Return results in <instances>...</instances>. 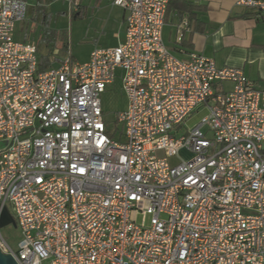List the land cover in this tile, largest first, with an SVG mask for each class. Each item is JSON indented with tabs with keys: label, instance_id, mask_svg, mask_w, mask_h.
I'll return each instance as SVG.
<instances>
[{
	"label": "built area",
	"instance_id": "obj_1",
	"mask_svg": "<svg viewBox=\"0 0 264 264\" xmlns=\"http://www.w3.org/2000/svg\"><path fill=\"white\" fill-rule=\"evenodd\" d=\"M169 1L114 0L120 44L38 70L36 46L14 38L27 3L0 0V204L21 234L15 249L0 233V249L17 264H264V89L174 56ZM237 3L264 17V0ZM118 69L112 128L102 94ZM198 104L208 113L179 133Z\"/></svg>",
	"mask_w": 264,
	"mask_h": 264
},
{
	"label": "crops",
	"instance_id": "obj_2",
	"mask_svg": "<svg viewBox=\"0 0 264 264\" xmlns=\"http://www.w3.org/2000/svg\"><path fill=\"white\" fill-rule=\"evenodd\" d=\"M24 1L27 3L26 16L16 24L14 38L33 43L38 62L46 56L49 63L52 58H59L60 64L69 51L67 40H57V32L50 33V38L46 39L43 32H33V29L48 30L50 16L47 8H51L56 0ZM62 1L66 6L57 7L58 10L69 8L72 20L103 24L102 28L115 25L117 40L106 47L117 46L124 40L126 11L114 4V0ZM87 13H90L88 19ZM16 31L20 38L15 37ZM162 39L179 59H188L192 54L203 55L213 59L218 67L240 69L257 88L264 89V17L250 6L238 4L237 0H170L165 11ZM41 45H44V51ZM71 56L78 62L89 58L88 55L86 60H77L73 54ZM217 84L214 85L216 91L225 92L232 88L230 81Z\"/></svg>",
	"mask_w": 264,
	"mask_h": 264
},
{
	"label": "rangeland",
	"instance_id": "obj_3",
	"mask_svg": "<svg viewBox=\"0 0 264 264\" xmlns=\"http://www.w3.org/2000/svg\"><path fill=\"white\" fill-rule=\"evenodd\" d=\"M65 6L64 1L56 0L55 3L51 5V8H47L50 16V20L48 21V30L33 29V32L37 34L39 31L43 32L44 39L50 38V33L57 32L59 37L57 40L66 39L70 54H73L77 60H86L90 50L94 47H106L116 42L117 39L115 38L114 33L118 30L115 28V25H109V28H102L103 24L95 25V22L90 24L87 20H72L69 8H60V10L57 8ZM89 16L90 13H87V19ZM15 37H21L18 31H16ZM41 50H45L44 45L41 47ZM59 61L60 60L57 57L52 58L48 67L52 68L57 66ZM53 64L54 66H52ZM119 72L120 70H117L118 75L114 79L113 83L108 85L106 91L102 94V105L105 113V120L110 121V123L113 120V115L119 112L125 104V96ZM207 113L208 108L204 104H198L189 116L181 122L179 133H183L187 129L193 128ZM111 127H115L114 123H111ZM203 131H205V128ZM207 136L209 137L210 134ZM7 208L13 215V211L10 206H7ZM137 220L140 222V215L137 217ZM0 233L12 248L16 249L18 247V243L21 240V234L18 227H14L12 224H7L0 227Z\"/></svg>",
	"mask_w": 264,
	"mask_h": 264
},
{
	"label": "water",
	"instance_id": "obj_4",
	"mask_svg": "<svg viewBox=\"0 0 264 264\" xmlns=\"http://www.w3.org/2000/svg\"><path fill=\"white\" fill-rule=\"evenodd\" d=\"M6 145L5 140H0V148ZM12 224L17 227L13 215L5 205L0 204V227ZM0 264H17L11 254L3 253L0 249Z\"/></svg>",
	"mask_w": 264,
	"mask_h": 264
},
{
	"label": "trees",
	"instance_id": "obj_5",
	"mask_svg": "<svg viewBox=\"0 0 264 264\" xmlns=\"http://www.w3.org/2000/svg\"><path fill=\"white\" fill-rule=\"evenodd\" d=\"M49 65V61L46 56H42L40 62H38V70H44Z\"/></svg>",
	"mask_w": 264,
	"mask_h": 264
}]
</instances>
